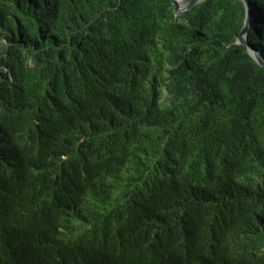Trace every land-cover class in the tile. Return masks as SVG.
I'll return each instance as SVG.
<instances>
[{
    "label": "trees",
    "instance_id": "1",
    "mask_svg": "<svg viewBox=\"0 0 264 264\" xmlns=\"http://www.w3.org/2000/svg\"><path fill=\"white\" fill-rule=\"evenodd\" d=\"M246 17L243 0H0V264H264Z\"/></svg>",
    "mask_w": 264,
    "mask_h": 264
},
{
    "label": "water",
    "instance_id": "2",
    "mask_svg": "<svg viewBox=\"0 0 264 264\" xmlns=\"http://www.w3.org/2000/svg\"><path fill=\"white\" fill-rule=\"evenodd\" d=\"M205 0H171V2L176 6V11L178 15H183L188 11L193 10L198 4L202 3ZM246 3L247 6V17L243 26V29L241 33L237 37V42L240 45H243L246 47L248 54L260 65L264 68V59L259 54L258 51H256L252 45L248 41V33L251 28V12L252 8L249 4V0H243Z\"/></svg>",
    "mask_w": 264,
    "mask_h": 264
}]
</instances>
